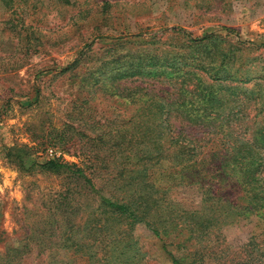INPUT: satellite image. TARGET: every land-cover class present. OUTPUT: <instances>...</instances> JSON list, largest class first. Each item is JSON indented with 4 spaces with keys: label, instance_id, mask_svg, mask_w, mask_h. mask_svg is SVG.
I'll return each mask as SVG.
<instances>
[{
    "label": "trees",
    "instance_id": "trees-1",
    "mask_svg": "<svg viewBox=\"0 0 264 264\" xmlns=\"http://www.w3.org/2000/svg\"><path fill=\"white\" fill-rule=\"evenodd\" d=\"M190 1L223 13L232 2ZM76 2L0 0V39L10 45L4 70L39 52L45 39L39 24ZM110 6L109 0H81L76 15L83 20L91 9L105 14ZM222 29V35L187 36L174 50L151 37L142 50L114 46L104 54L109 58L101 65L111 66L110 75L82 84H98L114 101L117 118L77 112L71 122L78 124L64 123L39 144L68 150L79 141L77 162L52 155L26 167L29 147L5 148L18 169L62 180L32 224L22 218L26 208L15 217L20 233L5 243L0 264H23L30 254L40 260L52 247L44 264H61L57 255L65 249L87 264H150L140 245L145 237L161 242L170 264H261L264 239L252 236L238 252L222 228L252 215L264 218V58L249 56L253 42ZM83 57L81 50L60 72ZM178 186L199 188L196 206L170 198Z\"/></svg>",
    "mask_w": 264,
    "mask_h": 264
},
{
    "label": "rangeland",
    "instance_id": "rangeland-1",
    "mask_svg": "<svg viewBox=\"0 0 264 264\" xmlns=\"http://www.w3.org/2000/svg\"><path fill=\"white\" fill-rule=\"evenodd\" d=\"M42 1L45 6L49 4L48 0ZM76 1L77 6L69 7L61 17H47V22L39 24L45 35L43 45L39 52H29L18 69L4 70L10 45L9 39H0V251L5 243L19 236L15 217L21 216L26 208L22 218L32 224L42 211L43 201L62 180L56 175L18 169L5 157V148L29 147L32 156L26 167L31 160L43 162L52 155L77 162L79 141L68 150L39 144L50 140L51 135L64 123L71 122L77 112L84 114H77V117L91 114L99 119L107 114L117 118V110L112 105L114 101L102 95L98 84L93 88L90 86L92 81L82 84L87 79L110 75L111 66L101 65V62L109 58L104 54L114 46L131 52L142 50L150 45L146 40L154 37L153 41L164 40L174 50L187 36H203L209 32L222 35L225 26L233 29V35L255 44L249 56L264 58V0H232L224 13L220 8L207 9L204 3L198 5L190 0H109L108 13L101 14L94 8L83 20L76 15L81 0ZM71 15L73 19H70ZM119 42L122 44L114 45ZM87 43L91 44L85 47ZM167 44L162 48H168ZM81 50L84 57L80 63L60 72L79 57ZM20 52L15 56H20ZM262 61L258 59L259 63ZM71 123L78 124L75 120ZM170 198L184 207L196 206L200 190L197 186L174 187ZM263 229L264 218L252 215L224 226L222 235L227 245L239 252L252 236L259 237L260 241L264 239ZM140 245L152 259L150 264H170L168 253L156 238H141ZM261 245L264 248V244ZM52 248L40 260L33 254L26 256L23 264L46 263ZM57 260L61 264H87L85 258L66 249L59 252ZM261 264H264V256Z\"/></svg>",
    "mask_w": 264,
    "mask_h": 264
}]
</instances>
